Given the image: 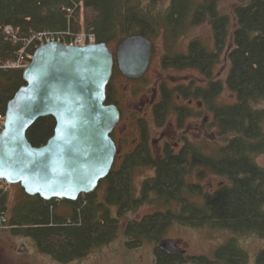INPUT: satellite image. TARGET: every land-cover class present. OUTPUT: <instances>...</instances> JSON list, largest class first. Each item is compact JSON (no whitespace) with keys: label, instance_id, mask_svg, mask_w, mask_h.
<instances>
[{"label":"trees","instance_id":"obj_1","mask_svg":"<svg viewBox=\"0 0 264 264\" xmlns=\"http://www.w3.org/2000/svg\"><path fill=\"white\" fill-rule=\"evenodd\" d=\"M221 1L167 0L159 5V1L149 0H0V119L8 101L24 85L22 73L30 57L50 36L68 43L86 33L93 35L95 43L106 45L133 35L151 41L160 37L164 67H196L209 77L230 29L229 15L218 9ZM234 1L231 17L237 25L233 30L236 48L229 54L227 84L236 90L232 92L238 101L220 106L210 103L211 93L221 88L220 81L209 82L208 89L202 91L217 133L225 140L223 146L204 159L180 154L156 160L144 155V144L101 181L106 184L102 199L91 193L75 201H46L27 195L18 185L20 192L9 208L8 190L0 181V220H4L0 226L29 237L39 253L67 264L113 242L120 234L136 242L159 238L169 217L182 215L190 218L183 221L186 226L227 234L226 243L217 251L220 264H246L250 258L254 264H264V168L255 162L264 153V147L256 146L264 141V104L257 105L264 102V0ZM202 21L212 29V48L193 39L186 56L175 54L176 43ZM118 74L114 68L113 75ZM198 94L196 91L191 96ZM170 104L164 98L157 105L156 124L164 119ZM54 125L49 116L39 118L26 133L28 141L36 147L43 145L52 136ZM203 162L230 184L215 197H206L205 204L203 193L193 192L196 185L186 180L192 167H203ZM141 168H149L153 175L142 182L137 193L133 171ZM190 197L193 203H182ZM173 203L181 206L182 212L147 215L140 223L131 222L127 231L120 227L121 218L135 213L142 204L159 209ZM248 236L263 242L254 254L247 246L253 241Z\"/></svg>","mask_w":264,"mask_h":264},{"label":"water","instance_id":"obj_2","mask_svg":"<svg viewBox=\"0 0 264 264\" xmlns=\"http://www.w3.org/2000/svg\"><path fill=\"white\" fill-rule=\"evenodd\" d=\"M151 55L152 43L142 35L115 50L119 71L132 79L144 74ZM112 65L104 43L49 42L35 49L0 126V181L48 201L74 200L106 178L115 157L110 134L119 120L116 107L105 104ZM47 116L55 123L52 136L33 146L26 133Z\"/></svg>","mask_w":264,"mask_h":264},{"label":"rangeland","instance_id":"obj_3","mask_svg":"<svg viewBox=\"0 0 264 264\" xmlns=\"http://www.w3.org/2000/svg\"><path fill=\"white\" fill-rule=\"evenodd\" d=\"M165 2H167V0L159 1L157 2V4L162 5L165 4ZM234 5H236L234 0H222L218 5V9L222 13H227L231 19V11ZM212 35V29L210 28L209 23L206 21H202L200 24L188 29L187 33L180 41L176 43V45L178 49L185 50L190 40L197 39L202 44H205L210 48L213 41ZM151 43L153 44V54L151 57L150 67L148 68L146 75L143 78L139 77L141 79H139L138 81L129 82L127 80H122L118 81V83L115 82L117 91L113 92H117V97L120 100V107H122L124 110L123 119L120 123L122 133L119 137H123L124 142L126 141V138L128 142L133 141L135 136H137L138 134L136 124L138 123V121L142 122L144 120L146 122V126H143L146 128L147 136L151 137L149 140V145L152 152H158L160 147L163 146H165L166 148L175 147L176 149H174V151H178L179 147L181 149L183 147L180 145L182 143V138H186L187 150L184 155H187V157H189L190 152H194V156L198 155L199 157H202L204 159L207 155L216 152L219 146H223L225 144L224 138L218 135V130H216V127L214 126L212 114L208 109L209 103H207L203 98V109L201 111L196 107V104L199 105L198 101L202 98L200 96L195 98L189 96L187 98L192 99V101H178V103L181 105H186L187 103L191 102L189 104L195 106L189 107L191 117H189L185 122L182 123L181 128L179 127L174 129L170 126V121L168 120L169 114L167 115L165 121L161 120L159 122L160 126H157L156 122H154V119H152L153 117H151V115L149 114V107L152 104V101H154V103L159 102L153 100V98L157 99L156 94L158 95L157 92L159 91H152V89L160 81H165L166 85L170 84L173 81L174 84L179 82L186 83V85H190V90L192 92L197 91L200 94V92H202L201 87H203V89H208L207 86L209 82H225L229 66L227 64L228 61L225 57L222 56L219 61L214 63L209 70V77L202 75L198 70L193 71L197 68H192L191 70H189L192 72L177 73L175 71H171L170 68H162L163 65H161L160 63V57L164 49L162 47L161 38L156 37L151 41ZM195 49L198 50L197 47ZM185 69L188 70L187 67ZM185 76L186 79H184ZM200 77H202L203 80H201ZM172 78H175V80H173ZM211 96H213V99H210V103H213L216 106L232 105L236 101V98L232 91L227 90L223 85L220 89H218V91L212 92ZM207 101H209V99ZM262 104H264V102H261L257 105L263 106ZM0 122H2V119H0ZM179 138L181 140H179ZM133 142H136V140H134ZM174 143H178L179 145L174 146ZM256 146L264 147V141L261 145ZM119 160L120 159H117V164ZM255 162L260 167L264 168V153L258 155L255 158ZM204 164L203 167L194 165L192 167L191 174L186 178L188 184L196 185V188L192 189L194 190L193 192H196V190H199V192L201 193L211 191L225 181L221 177H217L210 170L205 168ZM198 174H200V176H198ZM152 175L153 172L149 168L135 169L133 171V184L137 193H139L142 182ZM4 187L8 190V202L10 208L15 203L16 197L20 192L19 186L18 184H15L5 185ZM102 193L103 190L100 187L98 189L99 198H101ZM187 199L188 200L184 201L187 203H193V197ZM63 209H65V207H63ZM152 211H154L152 206L142 204L135 213H129L127 215H130L128 217L129 219H138V217L144 215L145 213H151ZM128 218L125 220H128ZM170 231H172L170 233L171 236L176 235V232L174 230ZM190 233L192 234L189 235V232L184 230L182 231V236L189 235V237L192 239V241L184 239V243L187 242L188 245L186 249L189 251V253L192 254L203 255V252H207L205 250H210V248H213L214 244L220 240L218 238H215V240L203 239L202 242V240L198 238L197 240L193 239L195 236L201 235L200 233H198L197 231H190ZM262 245L263 242L253 240L249 241L247 246L249 250L253 251L251 254H254L259 248L261 249ZM123 246L125 245L121 241L120 234L110 246L94 252L92 254V257H88L87 259H83V261L77 263L69 264H124L126 262L130 264V262L134 260L135 256L132 255L130 251H126ZM141 253L143 254V259L141 260L142 262H140V264H149L147 260L148 248L144 247L142 249V252H140L138 255L141 256ZM0 264L59 263L51 260L49 256L39 253L36 250L32 239H30L29 237L13 234L7 229V227L2 226L0 227Z\"/></svg>","mask_w":264,"mask_h":264},{"label":"flooded vegetation","instance_id":"obj_4","mask_svg":"<svg viewBox=\"0 0 264 264\" xmlns=\"http://www.w3.org/2000/svg\"><path fill=\"white\" fill-rule=\"evenodd\" d=\"M236 26L237 25L234 21V18L231 17L230 29L228 30V33H227V39L225 40L224 47L222 48V50L219 54V59L222 56L225 57L226 60L228 61L227 64L229 65L227 76L225 78V82L224 83L220 82V85L221 86L223 85L229 91H236V90H233L227 84V79L229 78L230 69H231V61L229 60L230 59L229 54L231 52H233L236 48V46L234 44V39H233V30L236 28ZM118 44L119 43L113 42V43H110L107 45L108 48L110 49V51L112 52V55H113V65H112V72H111V76L109 79V83H108V86L106 89L105 104L114 105L116 107L118 113H119V120L116 123V125L114 126V128L110 134V138L115 145V157H114V163L112 165L111 171L119 170L124 159H126L127 157H130V155H132L134 152H136L137 149H139V148L142 149L141 146L144 144H145L144 149L146 151V152L145 151L143 152L144 155L149 154L153 159H156V160H160L161 158H165L168 155L178 156L180 154H185V152L187 150L186 149L187 148L186 138H184V139L182 138V143L180 145L183 147H182V149L179 147L178 151H174V149H176L175 147L166 148L165 146H163V147H160L158 152H155V151L152 152L150 150V145H149V140L151 137L147 136L146 128L143 126V125L146 126V122L144 120L142 122L138 121V123L136 124L137 125L136 129L138 130V134L134 138V140H136V142H133L134 140L128 142L127 138H126V141L124 142L123 141L124 138L119 137L120 134L122 133V130L120 128V123L123 119V111L124 110L122 107H120V100L117 97V92H113V91H117V87H116L115 82L118 83V81H122V80H127L129 82L130 81H138L139 79L143 78L146 75L148 68L150 67L151 59H150V63L148 65L146 71L144 72V74L142 76H140L141 78H135V79L127 78L126 76H124L119 71L118 66L116 64L115 50H116V47ZM188 48H189V45H187L185 50H180L177 48L176 49L177 53H175V54L181 53L183 56H186L188 53ZM176 50H175V52H176ZM152 54H153V49H152ZM151 57H152V55H151ZM162 57H163V53L160 57L161 65H162V62H161ZM174 57H176V56H174ZM186 67L188 68V70L185 69ZM114 68H117V70L119 72V74L116 76L113 75V69ZM162 68H167V69L170 68L171 71H175L177 73H179V72H181V73L182 72H192V71H189L192 69L191 66H185L182 68L173 67V66H171V67H164L163 66ZM194 68H196V67H194ZM197 70L203 75V71L198 69V68L196 70L194 69L193 71H197ZM190 74H193V73H190ZM172 79L175 80V78H172ZM184 79H186V76L184 77ZM200 79L203 80L202 77H200ZM109 85H110V89H109ZM107 91H112V93L111 92L108 93ZM152 91H159V92H157L158 95L156 94L157 99L153 98V100H156L159 102L154 103V101H152V104L149 107L150 108L149 114L151 115V117H153L152 119H154V122H156L155 121L156 107H157V105H159L162 102V100L164 98H166L169 101H171L172 104H170L171 108L169 109L168 113L164 114L163 120L165 121L167 115L169 114L168 120L170 121L169 122L170 126L174 129L179 128V127L181 128L182 123L185 122L189 117H191L190 116L191 114L189 112V107L192 105L189 104V103H191L189 101H192V99H189L187 97L190 96V97L195 98V96H191L194 92H192L190 90V85H186V83H182V82L174 84L173 81L170 84L166 85L165 81L164 82L160 81L155 85V87L152 89ZM201 91H203V87H201ZM200 93L201 94L200 95L198 94L196 97L200 96L202 99L198 101L199 105L196 104L197 105L196 107L202 111V109H203V93L202 92H200ZM232 93L234 94V96L236 98V101L234 103V104H236V102L238 101L237 100L238 96L235 92H232ZM183 100H189L188 101L189 103H187L186 105H181L178 103V101L182 102ZM192 107H195V106L193 105ZM151 110H153V111H151ZM212 117H213V122H214V116L212 115ZM164 121H162V122H164ZM157 126H160V124H157ZM214 126H215V122H214ZM179 140H181V139L179 138ZM176 145H179V144L174 143V146H176ZM194 154H195L194 152H190V157H193ZM212 154H210V155H212ZM201 155H203V154H201ZM210 155H207L206 158L210 157ZM117 159H120L118 164H117ZM204 166H205V168H207L208 170H210L213 173V171L208 167L209 166L208 164H204ZM213 174H215V173H213ZM215 175L217 177H221L217 174H215ZM221 178L224 179L223 177H221ZM104 179H106V178H104ZM104 179H102V180H104ZM101 181H99V184L97 185V187L93 191H91L89 193H82V194L78 195L77 198L83 194H91V193H95L96 196L99 198L98 189L101 187L103 190V193H102L101 198H99V199H102L104 196V193H105L106 184H103ZM229 185L230 184H227V183L225 184V181H224L223 183L219 184L217 187H215L211 191L203 192V204L206 203V201H205L206 197H211V198L215 197L217 192L220 191L221 188H223L224 186L229 187ZM76 199H74V200H65L64 199V200L65 201H75ZM207 200H208V198H207ZM183 202L187 203L185 201H182V203ZM181 208H182L181 206H175V203H173V205H171L170 208L162 207V208L158 209V208L153 207L154 211H152L151 213H145L144 215L138 217V219L137 218L129 219L128 217L130 215H126V216H123L121 218V220L119 221L120 227L123 231L124 230L127 231V227L129 226V224L131 222L135 221V222L140 223V221H142L143 218L147 215L152 216L156 213H160L163 216H165V214L170 213V212H173V213L174 212H178V213L182 212ZM127 218H128V220H125ZM188 218H189L188 216H182V215H180V216L179 215H177V216L173 215V216L169 217V220L167 221V223L165 222V226L163 227L162 234L160 235L159 238L142 239V240L136 242L134 240V238L131 239V237H129V238L122 237L121 241L125 245L123 247L126 249V251H130L131 254L135 256L134 260H132V262H130V264H140V262H142L141 260L143 259V254L141 253V256H139L138 254L140 252H142V249L144 247L148 248L147 260H148L149 264H220V258L219 257H221V256L220 255L218 256L217 251L219 248L223 247V245L226 243V240H227L226 235L227 234L221 235L219 232L214 233L212 230H209V229L192 228L191 226H186L184 224L185 222H183V221H188L190 219V218L189 219ZM170 230H174L176 232V235L171 236L170 233L172 231H170ZM184 230L188 231L189 235L192 234V233H190V231H197L201 235H197L193 239L197 240V238H198V239L202 240V242H203V239L215 240V238H218L220 240L214 244L213 248L211 247L210 250H205L207 252H203V255L192 254V253H189V251L186 249L188 246L187 242L184 243V239L185 240L188 239V241H192V239L189 237V235L188 236H182V231H184ZM253 237H254V235H253ZM253 237L248 236V239L250 240V238H251L253 240L254 239ZM113 242H111L105 246H102L99 249L91 250L88 253V255H86L85 257H83L79 260L72 261L70 263H77V262L83 261V259H87L88 257H92V254L94 252L102 250L103 248H105L107 246H110ZM221 255H223V254H221ZM67 264H69V263H67ZM124 264H129V263L126 262ZM246 264H254V259L250 258L249 260H247Z\"/></svg>","mask_w":264,"mask_h":264},{"label":"built area","instance_id":"obj_5","mask_svg":"<svg viewBox=\"0 0 264 264\" xmlns=\"http://www.w3.org/2000/svg\"><path fill=\"white\" fill-rule=\"evenodd\" d=\"M49 42H60L59 37H46L43 43H49ZM94 42V37L91 34L86 33H80L77 36H75L70 42L65 43L68 45H85V44H91ZM30 57V56H29ZM31 58V57H30ZM4 220H0V224H3Z\"/></svg>","mask_w":264,"mask_h":264}]
</instances>
